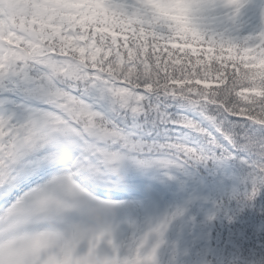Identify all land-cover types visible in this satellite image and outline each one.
Segmentation results:
<instances>
[{"label": "snow or ice", "instance_id": "obj_1", "mask_svg": "<svg viewBox=\"0 0 264 264\" xmlns=\"http://www.w3.org/2000/svg\"><path fill=\"white\" fill-rule=\"evenodd\" d=\"M0 264H264V0H0Z\"/></svg>", "mask_w": 264, "mask_h": 264}]
</instances>
